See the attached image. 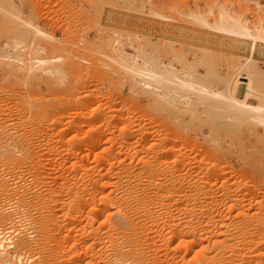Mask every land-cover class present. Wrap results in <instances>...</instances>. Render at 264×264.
<instances>
[{"label":"rangeland","instance_id":"374dc122","mask_svg":"<svg viewBox=\"0 0 264 264\" xmlns=\"http://www.w3.org/2000/svg\"><path fill=\"white\" fill-rule=\"evenodd\" d=\"M145 1L141 0L143 5L159 7L171 3L184 8L183 4H193L195 0ZM206 1L209 0H199L201 4ZM218 1L227 2L226 5L234 10L242 8L250 21L264 16V0ZM141 2L0 0V225L13 222L20 229L16 237L19 238L14 242L16 253L14 250L12 253L34 254L36 258L31 264H101L110 251L107 241L110 228L105 209L102 208L106 206L114 211L117 207L111 202H119L117 197L122 193L119 195L120 202L130 204L124 203L126 206H122L127 210L133 207L129 211L133 212V219L139 223H135L139 225L137 231L141 227L138 235L140 233L139 237L145 240L142 242L147 250L143 253L146 254L145 264H195L194 253L188 251L189 247L212 245L217 239L220 242L223 240V244H240L243 249L248 248V255L254 258L252 262L264 264L261 263V260L264 262L262 127H254L246 122L243 125L223 115L203 116L205 122L193 121L195 129L190 128L186 134L193 135L199 128L212 130V135L218 141L210 146L201 140L194 149H201L194 153L202 156L198 159L208 163L188 168L160 166L153 161L154 154L145 155L143 146L146 144L140 142L144 103L137 99L139 97L129 87L128 77L113 61L116 54L112 50L122 42L124 45L130 41L140 45L138 41H141L143 31L155 39L163 25L169 27L167 23L176 24L178 21L160 23L159 19L144 15L140 10H143ZM19 18L36 24L49 37L27 35L25 31H20L23 29L20 28ZM157 22L159 25L155 24ZM185 30L177 33L176 38L184 34L180 39L185 40L189 33L191 37L187 41L195 37L191 44L201 43L199 37ZM184 40L182 43L186 47L188 42L184 44ZM212 40L213 44H217L215 61L221 74L224 75L229 67H236L238 61L252 57L255 70L261 75L260 87L264 91V45H258L259 48L257 46L255 52L249 55L243 44L232 43L231 48V42H227L228 45L219 39L222 46L218 48V39ZM15 41L19 43L17 50L12 48ZM212 43L208 44L214 48ZM107 56L110 58L107 59ZM38 60H42L44 65L37 63ZM243 71L239 75L240 82L246 81ZM166 124L163 121V126ZM252 130L254 133H251ZM162 131L158 132L160 136L164 134ZM157 141L161 142L159 139ZM141 157L143 161H140ZM133 175L139 180L134 179ZM107 194L109 198H105ZM128 195L133 197L130 199ZM136 197L141 200L140 208L137 207ZM127 205L130 207L127 208ZM135 209H140L139 215ZM67 213H70V217L64 219ZM124 220L118 214L114 216V222L129 235L125 237L124 232H118L125 235L121 237L112 232L119 235H114L120 238L116 241L118 244L130 237L129 241L124 242L128 243L134 237L132 232L129 233L131 229L123 224L126 223ZM185 225H190L187 228L189 232H186ZM179 230L182 231L179 233ZM183 230L185 235H182ZM123 242L122 245L126 246ZM189 243L191 245L188 247ZM123 249L126 251L125 247ZM188 258H193V261L190 262Z\"/></svg>","mask_w":264,"mask_h":264},{"label":"bare ground","instance_id":"6f19581e","mask_svg":"<svg viewBox=\"0 0 264 264\" xmlns=\"http://www.w3.org/2000/svg\"><path fill=\"white\" fill-rule=\"evenodd\" d=\"M140 2H141V0H140ZM202 2L203 1H201V3ZM146 3L143 5L141 2V5H140L141 8L143 7V10L142 9H140V10L142 11V13H144V15L145 14L148 15V16H150V18L155 17V19L157 18L160 20V23H163L164 21H168V22L171 21L172 22L174 20L178 21V22H182V24L180 23V25H177L178 22H176V24H171L169 22L170 24L167 23V26H169V27H165L163 25V28H161L159 30V33L157 32V34L155 35L156 36V38L154 37L155 39H153L149 35L148 32L143 31L142 36H141L142 38L139 39L141 41H138V43L140 42V45L139 44L134 45V43L132 41H130V42L127 41L128 42V43H126L127 45L122 44L123 43L122 42V43H119L118 45L115 46V44H116L115 40L116 39H114V41H113V42H115V44H113L115 47L113 45H110V47H114L112 51H113V53L116 54V57L115 58L113 57L114 59L111 58V60L113 59L115 64H118L120 69H122L124 71V73L126 74V77H128V79H129L128 83H130V86L128 85V83H127V85L136 94V96L139 97L137 99L138 100L141 99L142 103H144V105L142 104L143 105V115H142L143 121H142L141 132H140L142 140L140 142H142V144L144 143V145L146 144L145 146H143V148H145V150H146L145 151L146 157H148L150 154H154L153 161L160 166H162V165H164V166L170 165L171 167L172 166H174V167H177V166L178 167L179 166L186 167L187 166V168H188V166L190 167V166H194V165L197 166V165L204 164V162H206V160L198 159L197 157H199V156H197L196 153H194V152L201 150V149L200 150L196 149L197 151H194L195 147L199 144V143L197 144V142L202 140V142L208 143L210 146H213V144H215L218 140L216 139V137L214 135H212V133H213L212 130H209V129L207 130V129L199 128V130L197 129L198 132L196 131L193 135L186 134L187 132L189 133L190 128L195 129L196 124L193 125V121H198V122H202V120L204 121L203 116L207 117V116H214V115H217V116L223 115L224 117H226L228 119L234 120V121L239 122V123H244L243 125H245V122H246V123L252 124L254 127H262L264 129V91H262V89H261L262 87H260V85L262 83L261 82L262 78L260 77L261 75L259 73H257L255 70V64L253 62L252 57L248 56V57H246V59L245 58H244V60L242 59L243 61H241V60L238 61L239 62L237 65L238 67L237 66L236 67H229L228 71L226 73H224V75H223L220 73V71H218V66L216 63L217 54H216L215 46L217 44L216 43L213 44L210 41L213 38L218 39L217 41L215 40L217 43L220 42L218 44V46L221 45V41H219V39L224 41L225 43L231 42V43H229L230 46L232 43L233 44L234 43L243 44L246 46L249 55H252L255 52L256 47L258 45H260V46H261V44L264 45V16L260 17L259 19L255 18L256 21H250L251 19H248L247 17H245V14L243 12L244 10H241L242 8L241 9L239 8L240 10L239 9L234 10V9H231L230 6L228 7L226 5L227 2L224 4L218 0H213V2H211L209 0L203 4H201L199 2V0H195L193 4H189V3L183 4L185 6L184 8L183 7L180 8L179 7L180 5L177 6L176 4L173 5L171 3H168L167 6L161 5L159 7L149 5V4L147 5ZM162 4H164V3H162ZM263 9H264V7H263ZM253 10L255 11V8ZM259 12H261V11H259ZM253 15H254V13H253ZM247 16H249V15H247ZM143 18H144V16H143ZM148 19H149V17H148ZM19 20H20V23H19L20 28L23 29L20 31H22V32L25 31V33L27 35L32 34V35L37 36V37H49V35L46 32H44L40 27H38L36 24L32 23L31 21L24 20L22 18H19ZM147 20H146V22H147ZM142 21L145 22V20H142ZM152 22H156V21H152ZM147 24H148V22H147ZM147 24H146V27H147ZM155 24H158V22ZM143 27H144V25H143ZM158 27H157V29H158ZM178 28L180 30H178ZM144 29L145 28H143V30ZM185 29H188V31L191 33V35H194L197 38L199 37L201 43L191 44V41L195 37L194 38L192 37L193 39L191 41H189V40L187 41V39L190 36V34L189 33L187 34V32H186V34L189 35L188 38L186 37L187 39H185V40L180 39L183 37L184 34L183 35L180 34V38H176V37H178L176 34L181 33V32H185L186 31ZM154 33H156V30L154 31ZM154 33H152L151 35H153ZM21 34H23V33H21ZM197 38H196V40H198ZM182 40H184L183 42H185V41L188 42L187 46H186L187 48L183 46ZM208 40H209V42H207ZM120 41H121V39H120ZM13 43H14L13 44L14 46L12 45V48L14 47V49L17 50L19 43L17 41H15ZM193 43H194V41H193ZM208 43H210V44L212 43L214 45L215 50H213L214 48H211L212 46H210ZM184 44H186V42ZM106 46H108V43H106ZM232 46H231V48H232ZM6 47L9 48V46H6ZM98 47H100V46H98ZM127 47H128V49H127ZM241 47H242V45H241ZM12 48H9V50H14ZM218 48H220V46ZM258 48H259V46H258ZM24 49H25V47H24ZM235 50H236V48H235ZM219 51H220V49H219ZM12 52H14V51H11V53ZM217 53H220V52H217ZM189 55H191L192 57H189ZM109 56H111V55H109ZM109 56H107V59L110 58ZM218 60H219V57H218ZM37 63L42 64L43 61L38 60ZM42 65H44V64H42ZM105 66H109V65L106 64ZM242 70L245 71V72L243 71L245 74V76L243 77V79L246 80L245 82L244 81L240 82L239 75H241ZM126 81H125V83H126ZM136 96H135V98H136ZM209 120H210V118H209ZM163 121L167 122L168 125L166 124L165 125L166 127L163 126ZM190 123H191V125H190ZM200 124L201 123H199V126H200ZM211 125H212V123H211ZM160 126H163L164 128H162V129L165 131V132L162 131L164 134H161V136L158 134V132L160 130H162V129L158 130V128ZM250 128H252V127L250 126ZM252 132H253V130L251 131V133ZM251 133L249 132V134H251ZM106 134H107V132H106ZM190 134H191V132H190ZM102 135H103V133H102ZM158 135L160 136V138H158L159 137ZM124 138H125V136H124ZM109 139H110V137H109ZM158 139L161 140V142H158L157 141ZM198 155H200L199 152H198ZM207 156L209 157V155H207ZM216 156H217V154H216ZM199 158H202V156H200ZM205 159H207V158H205ZM208 159H210V158H208ZM141 160H142V157H141L140 161ZM151 160H152V157H151ZM40 163H42V162H40ZM143 163H145V162H143ZM150 163H148V164H150ZM206 163H208V162H206ZM153 165H155V164L153 163ZM148 166H150V165H148ZM145 167H147V166H145ZM150 167H152V166H150ZM155 167H156V165H155ZM93 169H95V167ZM149 169L152 171V169L148 167V170ZM120 177H122V176H120ZM133 178L136 179L135 176ZM137 178H138V175H137ZM169 179H171V178H169ZM109 182H111V181H109ZM113 183H115V182L113 181ZM113 183L111 186H113ZM109 186H110V184H109ZM130 186H128V187H130ZM128 187H126V188H128ZM200 190H202V189H200ZM126 193L130 194L129 192H126ZM121 194L122 193H120L119 195H121ZM105 195H106V193H105ZM119 195L117 197L119 202L118 201L111 202L110 199L107 200V201L111 202L112 205L114 204V206L117 207V208H115L114 211L110 210L109 209L110 207L105 208L106 206H104L102 208V209H105L104 214H106V219H107L106 221H108L107 224L110 228V232H109L110 235H108V238H107L108 240L106 239L108 241V245L110 246V247L108 246L110 251H108L107 259L104 260L105 262L104 261L101 262L102 259L100 260V262H101V264L102 263L103 264H107V263L108 264L109 263H111V264H145L146 254L144 255L143 253H146L147 250L145 251V246H143L145 244L142 243L145 240L142 241V239L139 237L140 233L138 235V232H140L139 230H141L140 229L141 227L137 231V229H138L137 227H139V225H136L135 223H137V224H139V223L137 220L133 219V214H132L133 212L130 213V211H129L133 207H131V209H129L128 207H130V206L127 205L128 210L125 209L124 206H126L125 204L127 202L126 203L124 202L125 204L121 203L120 201H122V200L119 199ZM191 195H192V193H191ZM109 196L110 195H108V197L106 196L105 198H109ZM131 196L133 197V195H131ZM131 196H129V198ZM124 197H125V195H124ZM120 198H123V197H120ZM124 200L125 199H123V201ZM112 201H114V200L112 199ZM136 201L138 202L137 207L140 208V204H141L140 201L141 200L137 198ZM130 202H131V200H130ZM104 204L107 205V203H104ZM122 204H124V206H122ZM127 204H129V203H127ZM192 205H194V204L192 203ZM46 207H48V206H46ZM100 210H101V208H100ZM139 210L140 209H138V211ZM133 211H134V209H133ZM138 211L136 210L135 213L137 212V214L139 215ZM103 212H100V213L102 214ZM89 213H91V212H89ZM69 214L70 213H67V215L65 216L64 219H69V218H67V217H70ZM116 214H118L120 216V218L125 219L124 221L126 223H123V224H125V227L127 226V228H130L131 230L129 233L132 232V235H134V237L131 235L133 238L131 239L132 241L128 242L129 244L124 243L125 241L130 240V237L128 240L125 239V237H127V235H128V232L126 233L127 234L126 235L125 232L123 231L126 236L124 234H122L123 233L122 230L124 228L122 229V226L119 227L118 223L114 222V216ZM135 217L137 218V215ZM234 218H236V217H234ZM112 219H113V221H112ZM93 220H94V218H93ZM118 221H119V219H118ZM185 226L187 229L190 225H185ZM28 228H30V227H28ZM218 228H219V226H218ZM186 229H184V230H186ZM188 229L186 230V232L188 231ZM128 230L129 229H127V231ZM144 230H145V228H144ZM184 230L182 232L184 234H182V235H185V233H186ZM181 231L179 230V233ZM112 232H115V234L118 232H122L121 234L123 236H125L124 237L125 240H124V242L122 239L121 240H122L123 244H127V245L123 246L122 242H120L121 244L119 243L120 244L119 245L116 241H119L120 238L117 239L115 236H119L120 234L119 233H118L119 235L114 234L115 235L114 236L112 234ZM21 234H22V232H21ZM112 235L115 238H113ZM122 235H120V236L123 237ZM179 236H181V235H179ZM214 236H216V235H214ZM18 238H16V239H18ZM104 239H105V237H104ZM113 239H116V240H113ZM217 240H219V239H217ZM217 240L212 242L211 243L212 245H205V244L201 245L200 244L198 247H196V245L189 247V245L192 244L190 242L191 244L190 243L188 244V247L190 249L189 248H186V249H189L188 251L194 253L193 258L196 260V263H198V261H200L199 262L200 264H255V262L254 263L252 262V261H254V258H252L247 253V252H249V250L247 251L248 248L244 247L245 249H243V247H241L240 244H238V245H235V244L232 245L229 243L227 244V243H225L227 241V239H226V241L224 240L225 244H223V240H221L222 242L217 241ZM102 242L104 243L106 241L103 240ZM184 242H186V241H184ZM232 242H233V240H232ZM258 243H260V242H258ZM239 245H240V247H238ZM11 246H13L12 250H10V251L6 250V251L0 252V264H3V263L4 264H24L22 262L23 256L21 253H20L21 255H19V254L15 255L12 253V251L14 250V247H15V243L13 242V245H9V247H11ZM21 247H22V245H21ZM124 247L126 248V251H125V249H123ZM147 247H148V245H147ZM185 247H187V245ZM16 248L18 249V247H16ZM121 249H123L124 252ZM190 252L188 254H190ZM14 253H16L15 250H14ZM253 254L251 253V255H253ZM263 254H262V256H263ZM143 255L145 257H143ZM147 255H149V254H147ZM255 255H257V254H255ZM150 256H148V257H150ZM193 258H188V259H190V262H191V261H193L192 260ZM75 260H77V259L75 258ZM261 261H259V262L264 263L263 260H261ZM25 264H28V262H26ZM30 264H31V262H30ZM192 264H193V262H192Z\"/></svg>","mask_w":264,"mask_h":264},{"label":"built area","instance_id":"2783aa9c","mask_svg":"<svg viewBox=\"0 0 264 264\" xmlns=\"http://www.w3.org/2000/svg\"><path fill=\"white\" fill-rule=\"evenodd\" d=\"M20 229L12 222L4 225H0V252L2 251H10L12 250L13 246L9 247V245H13V242H15L16 237L19 234ZM23 256V262L29 261L33 263L36 256L31 253H24Z\"/></svg>","mask_w":264,"mask_h":264}]
</instances>
